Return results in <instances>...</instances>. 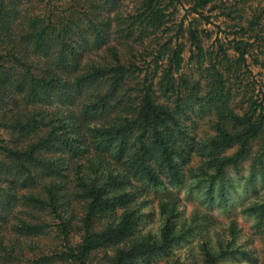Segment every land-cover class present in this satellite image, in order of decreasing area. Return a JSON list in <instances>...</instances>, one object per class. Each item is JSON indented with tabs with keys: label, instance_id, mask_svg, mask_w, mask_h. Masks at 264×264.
<instances>
[{
	"label": "trees",
	"instance_id": "trees-1",
	"mask_svg": "<svg viewBox=\"0 0 264 264\" xmlns=\"http://www.w3.org/2000/svg\"><path fill=\"white\" fill-rule=\"evenodd\" d=\"M245 1L0 0V264L260 261L213 215L234 175L264 230V10ZM212 12L245 26L206 45Z\"/></svg>",
	"mask_w": 264,
	"mask_h": 264
},
{
	"label": "rangeland",
	"instance_id": "rangeland-1",
	"mask_svg": "<svg viewBox=\"0 0 264 264\" xmlns=\"http://www.w3.org/2000/svg\"><path fill=\"white\" fill-rule=\"evenodd\" d=\"M220 1H222L225 5L231 6L234 4L235 1H238V0H220ZM245 3H246L247 13L250 11V7L252 5L258 6V12H262L264 10V0H247L245 1ZM131 9H132V5L127 4V5L121 6L117 10L110 12L107 7L102 6L101 9H99V12L102 17H108L110 19H115L118 15L127 14L129 11H131ZM217 13L218 12H212L210 14H206L211 17L212 24L201 23V28L208 31L209 34L211 35L210 42H208L206 45H209L210 43H212L217 35L221 39L224 38V34L219 33V30L217 29V25L220 26L222 31H226L227 33H232L230 32V30H234L235 28L239 26H245L244 22H240L239 20L224 21L223 18H218V16H215ZM263 14H264V11H263ZM183 17H186L187 19H192L193 17L190 13H188L187 7L179 8L178 14L176 15V21L178 22ZM244 17H247V14ZM185 23H187V21H185ZM112 24H113V28L111 25V29L113 33V29L115 28L116 23L112 21ZM233 37H234L233 35L229 34V36L227 37V40H223V41L226 43V41H231ZM109 38H110L109 40L110 44L116 45V37L114 33L111 34ZM135 47H139V46H135ZM186 49H188V45L186 46ZM97 54H101L100 51ZM89 56L95 57V54L90 55L89 53ZM184 57H185V60H187L188 53H186ZM251 70H252V74L255 75L256 79H259V78L263 79L264 76L262 73L264 71L262 69L252 66ZM192 71L193 69L190 67L188 70V73L189 72L191 73ZM206 121L205 123L204 122L200 123L199 125L200 129L205 130L208 127L206 124ZM247 174H248L247 166L244 165L242 169V177L245 178ZM232 176H233V180L237 187V194L234 193V199L232 201L234 206L230 207L228 213L215 210L213 215L215 216L216 221L220 223H226L229 219L236 218L238 221V226L241 229L239 241H241V243L245 242L247 247H249L250 249H253L254 252L255 251L257 252L260 258V261L257 264H264V230L260 232L259 230H257V228L254 227V222L251 218H246L243 216L242 208H241L242 204H240V199H241L240 195H244V190H243L244 180L240 179V177H236L234 175ZM179 196L180 198H182L183 204L187 208V213L189 217L197 211L204 212V213L208 212L205 206L199 205L200 203L191 201V200H186L184 196V191H181L179 193Z\"/></svg>",
	"mask_w": 264,
	"mask_h": 264
}]
</instances>
